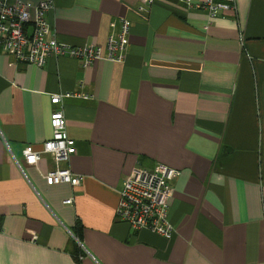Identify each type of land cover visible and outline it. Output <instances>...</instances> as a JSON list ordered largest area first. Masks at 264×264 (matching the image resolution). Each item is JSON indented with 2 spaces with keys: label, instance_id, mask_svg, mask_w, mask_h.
<instances>
[{
  "label": "crops",
  "instance_id": "obj_1",
  "mask_svg": "<svg viewBox=\"0 0 264 264\" xmlns=\"http://www.w3.org/2000/svg\"><path fill=\"white\" fill-rule=\"evenodd\" d=\"M48 18L59 41L104 47L128 18L130 44L86 68L0 47V264H264V0L215 18L178 0H55ZM73 90L93 95L63 104L77 145L63 165L83 179L49 185L52 157L23 151L53 137L51 97ZM158 163L181 171L170 239L116 217L125 178Z\"/></svg>",
  "mask_w": 264,
  "mask_h": 264
},
{
  "label": "built area",
  "instance_id": "obj_2",
  "mask_svg": "<svg viewBox=\"0 0 264 264\" xmlns=\"http://www.w3.org/2000/svg\"><path fill=\"white\" fill-rule=\"evenodd\" d=\"M155 0H147L150 5ZM188 8L199 9L215 18L224 13L237 12V0H178ZM55 9V0H40L38 3L25 0H0V47L5 54L15 58L17 64L44 67L50 57L68 56L79 60L84 68L96 60L107 59L122 62L130 44L132 22L128 18L119 21L118 33H111L106 46L88 44L73 46L57 39L48 15ZM140 11L144 8L140 7ZM93 95L80 90L52 95L51 102L58 106L51 116L53 137L42 149L26 145L23 154L29 165H37L44 155H50L54 167L43 174L49 185L70 183L77 187L82 175L64 166L77 152L76 140L67 132L64 114V100L68 98L89 99ZM181 171L163 163L153 168L137 166L124 180L120 201L116 210L119 221L127 223L134 230L148 229L166 238L175 235L171 224L170 196L172 180L180 177ZM68 199L65 203H71ZM37 236L34 235L33 240Z\"/></svg>",
  "mask_w": 264,
  "mask_h": 264
},
{
  "label": "trees",
  "instance_id": "obj_3",
  "mask_svg": "<svg viewBox=\"0 0 264 264\" xmlns=\"http://www.w3.org/2000/svg\"><path fill=\"white\" fill-rule=\"evenodd\" d=\"M78 251H79V249L77 248V249H76V252H78Z\"/></svg>",
  "mask_w": 264,
  "mask_h": 264
}]
</instances>
